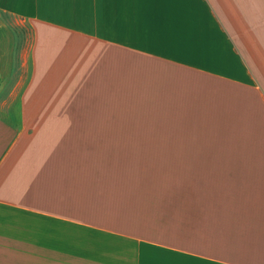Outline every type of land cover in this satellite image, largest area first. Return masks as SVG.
<instances>
[{"label": "crops", "instance_id": "crops-1", "mask_svg": "<svg viewBox=\"0 0 264 264\" xmlns=\"http://www.w3.org/2000/svg\"><path fill=\"white\" fill-rule=\"evenodd\" d=\"M0 92V264H264V0H0Z\"/></svg>", "mask_w": 264, "mask_h": 264}, {"label": "rangeland", "instance_id": "rangeland-1", "mask_svg": "<svg viewBox=\"0 0 264 264\" xmlns=\"http://www.w3.org/2000/svg\"><path fill=\"white\" fill-rule=\"evenodd\" d=\"M3 92V90H2ZM1 94V92H0ZM127 121V125H122V127L128 128L129 129H133V130H145V129H171V128H177L178 125H185V126H189L192 128H194L193 124H196L197 126H199L201 132L205 133L207 132V120L206 118L203 119H196L195 116H124V118H126ZM129 118H130V122H129ZM202 142L204 144L208 143V138L206 135L202 136ZM183 142H175L173 141V139H155L152 143V147L155 148L156 151H162V150H171L174 152L173 147H182L181 145L185 147H193L195 150L197 149H202L201 145L198 142H194V141H190L187 142V138L185 137L183 140ZM220 150H222V148H220ZM220 152H216V158H214L213 160H221V159H225L223 157V153ZM165 154L167 156H171L172 154L169 152H165ZM183 157L185 158L186 161H189L190 164H197V162L195 160H189L185 155L184 152H182ZM195 155H199V154H195ZM201 155V154H200ZM205 156L206 158L209 157V153L205 155V153H202V156ZM213 158V157H212ZM202 161V162H201ZM200 161V164L203 165L205 164L204 161H206L205 158H202ZM198 165V164H197Z\"/></svg>", "mask_w": 264, "mask_h": 264}]
</instances>
